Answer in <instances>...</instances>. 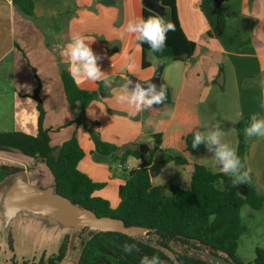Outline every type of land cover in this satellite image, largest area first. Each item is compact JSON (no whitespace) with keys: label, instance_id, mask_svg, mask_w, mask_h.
<instances>
[{"label":"crops","instance_id":"obj_1","mask_svg":"<svg viewBox=\"0 0 264 264\" xmlns=\"http://www.w3.org/2000/svg\"><path fill=\"white\" fill-rule=\"evenodd\" d=\"M32 2L33 16L28 17L12 0H0V132L37 133L38 111L32 94L39 83V96L45 110L43 125L50 129V144L59 146L76 134L85 151L78 168L93 181L104 182L94 194L107 199L112 208L120 202L122 169L137 164L138 160L129 157L127 165L122 166L113 156L98 154L85 128L72 122L75 114L64 92L60 67L69 71L61 52L74 33L81 34L100 57L97 63L107 76V83L76 81L81 88L96 90L99 95L85 109L84 119L90 125L95 122L94 128L101 139L116 144L121 150L136 144L142 135L151 140L143 130L144 110L130 115L135 109L115 98L123 93L128 75L146 80L160 69V79L177 84L167 135L170 146L179 150L185 149V143L182 146L174 142L172 133L179 130L184 136V131L173 124L177 120H197L199 127H209L202 121V110L209 114L213 125L218 117L217 106L234 103V115L225 112L220 117L233 128L242 116L264 117V107H261L264 100V0H176L180 26L184 34L196 42L194 53L184 61H172L145 51L144 57L149 63L146 67L142 66L141 44L133 34L121 39L120 32L130 19L142 16L144 8L170 22V11L160 0ZM217 8L224 12L227 25L222 34L210 36L206 31L216 30ZM220 133L221 142L226 141V132ZM202 154L201 144L199 155L185 153L186 165L168 162L152 181L159 184L178 177V182L175 180L178 184L189 187L193 166L200 163ZM246 160L255 175L258 190L264 192V137L250 139ZM220 167L212 171L222 170ZM18 215L29 221L22 233L27 235L26 241L36 239L44 251L51 247L50 255L57 252L63 236L60 225L25 213L13 218ZM22 229L16 228L14 233L17 235ZM13 240L15 243L16 239Z\"/></svg>","mask_w":264,"mask_h":264},{"label":"trees","instance_id":"obj_2","mask_svg":"<svg viewBox=\"0 0 264 264\" xmlns=\"http://www.w3.org/2000/svg\"><path fill=\"white\" fill-rule=\"evenodd\" d=\"M160 1L169 9V19L175 30L167 33L164 51L153 54L158 58L184 61L193 55L196 42L189 39L180 26L176 0ZM12 3L24 15L33 16L32 0H12ZM216 11V30L206 31L210 36L222 34L227 25L222 9L217 8ZM155 15L158 14L150 9H143V17ZM141 47L142 66L146 67L149 63L145 60L144 52L151 50L147 44H141ZM60 75L66 98L75 114L72 122L85 128L95 151L102 156H113L122 166L127 165L129 157L138 160L137 164L121 171L123 183L118 190L119 204L112 208L107 199L95 195L94 192L101 189L104 182L93 181L78 168V162L84 157L85 151L76 134L59 146L50 144V129L43 125L45 110L39 96V83L32 94L38 111L37 133L0 132V151H18L24 156L41 160L53 177L55 191L68 197L74 204L94 211L98 216L117 217L125 225L142 226L146 229L145 234L153 235L156 239L152 243L142 235L90 230L89 236L81 241L76 264H139L144 255L158 256L162 264H213L186 251L171 249L173 255L170 256L163 248H169L171 242L182 245L199 243L213 253H223L236 264H264V249L260 247L255 248L251 263L244 262L236 255L238 238L246 229L240 219L241 207L248 204L256 210L264 208V192L258 190L255 175L249 170L246 160L251 138L245 137L244 129L252 115L242 116L235 123V150L244 170L249 172V183L234 184L233 178L225 175L222 170L212 171L202 163H195L189 187L185 188L173 179L154 184L152 177L157 176L168 162L183 166L188 163L185 153L200 154V145L196 149L192 148L193 135L199 131L197 120H177L173 124L184 131V150L169 144L167 131L171 129L170 117L175 104L177 84L161 79L166 90L165 101L160 107L152 106L144 110L143 130L148 132L152 140L148 150L141 151L138 144L121 150L116 144L101 139L94 128L95 122L90 125L84 119L85 109L98 99V91L81 88L64 66L60 67ZM21 170L17 166L0 164V183ZM85 228L88 227L82 229ZM126 245H135V250L126 253ZM67 249L68 235H65L57 252L48 256L42 254L36 264H60ZM11 264L28 262L12 260Z\"/></svg>","mask_w":264,"mask_h":264},{"label":"rangeland","instance_id":"obj_3","mask_svg":"<svg viewBox=\"0 0 264 264\" xmlns=\"http://www.w3.org/2000/svg\"><path fill=\"white\" fill-rule=\"evenodd\" d=\"M149 53L154 55L151 51H149ZM235 107V104L232 102L226 104L221 103L220 106H217L216 113L218 117L215 119L213 125L208 116L209 114L204 113L202 110V121L205 122L204 124H209V127L201 125V127H199V132L207 133L208 131L221 129L220 131L226 132V141L224 140L222 142L227 143L233 148L237 142L236 130L231 124L224 122L220 117H222L225 112L234 115ZM172 136L174 142L179 143L182 146L184 145L183 134L179 130L172 133ZM136 144H145L144 149L148 150L152 142L149 138L144 139V136L142 135L140 140H137ZM202 148L203 154L200 158V163L213 170V168H216L219 164L217 165L213 153L209 152L204 144H202ZM0 164L17 166L22 169L21 171L25 170L23 173L17 172L18 174L10 176L0 188V264H11L12 260H16L19 263L26 260L28 264H36L42 254L48 256L52 249L51 247H47L45 249L47 253H45L42 246L37 244L36 239H33L32 241L25 240L27 235L22 233L29 221L24 220V218L19 215L15 219L12 218L14 220L8 219L4 216L3 191L9 184L17 179H27L33 185L40 188H46L54 184L53 177L41 160L24 157V155L18 151H0ZM37 176H41L42 178L38 179ZM175 180L178 182V177H175ZM240 219L246 229L238 238L236 255L244 262L251 263L255 256V248L260 247L264 249V208L256 210L248 204H245L240 209ZM22 227L23 229L19 231L21 236L18 232L16 235L14 233L16 228L20 229ZM60 229L63 231L61 240H63L65 235H68V249L60 264H76L81 251V241L89 236L90 229L85 228L78 231L64 227H60ZM31 235L34 234H30L29 236ZM140 235L145 239L150 240L152 243H155L156 239L153 235H147L145 233ZM13 238L16 239L15 243ZM10 242L12 243V249H10ZM169 248L175 251H186L190 255L201 257L213 264H226L224 263L225 261L230 262L227 256L223 253H213L207 247L195 242H190L188 245L171 242ZM229 264L233 263L230 262Z\"/></svg>","mask_w":264,"mask_h":264},{"label":"clouds","instance_id":"obj_4","mask_svg":"<svg viewBox=\"0 0 264 264\" xmlns=\"http://www.w3.org/2000/svg\"><path fill=\"white\" fill-rule=\"evenodd\" d=\"M174 25L166 21L159 15L149 16L147 18L140 16L130 19L123 31L120 32V38L123 39L126 34H133L140 44H147L152 53H162L166 46L167 33L174 31ZM62 57L69 64V71L72 78L76 81L86 79L90 81H101L107 83V76L103 72L97 61L100 57L94 54L85 38L74 33L69 42L61 52ZM130 80L126 78L123 85V93L118 94L115 98L119 103H126L137 112L151 108L153 104H160L166 99V90L161 85L157 91L154 84L149 83L147 89L136 83L129 91ZM261 107H264V100L261 101ZM246 138L264 137V117L253 114L250 122L244 129ZM204 144L209 152L213 153L217 165H222L223 173L233 178V183H249L250 176L241 163L236 150L227 143L221 142V133L219 129L208 131L207 133L195 132L192 140V148L196 149L199 145ZM135 250V245H126L124 251L131 253ZM139 264H162L158 256L141 257Z\"/></svg>","mask_w":264,"mask_h":264},{"label":"water","instance_id":"obj_5","mask_svg":"<svg viewBox=\"0 0 264 264\" xmlns=\"http://www.w3.org/2000/svg\"><path fill=\"white\" fill-rule=\"evenodd\" d=\"M127 79L131 81L128 85L130 91L136 83H140L144 89L148 88L149 83L154 84L157 91L162 85L160 69L153 77L146 80L138 79L134 75H128ZM161 105L162 103L153 104L154 107H160ZM144 146L145 144L139 145V149L145 151ZM18 173H23V171H19ZM10 176L0 183V188ZM3 213L8 219H12L19 213L34 215L45 218L61 227L72 228L74 231L88 227L90 230L115 231L131 236H137L146 232V229L142 226H128L120 218L98 216L94 211L74 204L68 197L55 191L54 184L46 188H40L33 185L27 179H17L5 188L3 191ZM163 249L170 255H173L171 249ZM228 259L231 263L236 264L230 258ZM230 262L225 261L224 263L229 264Z\"/></svg>","mask_w":264,"mask_h":264}]
</instances>
